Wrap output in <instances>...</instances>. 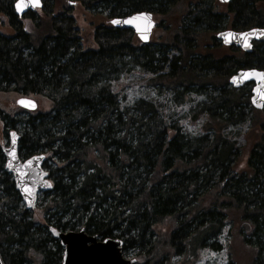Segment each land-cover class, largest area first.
I'll list each match as a JSON object with an SVG mask.
<instances>
[{
  "label": "trees",
  "instance_id": "obj_1",
  "mask_svg": "<svg viewBox=\"0 0 264 264\" xmlns=\"http://www.w3.org/2000/svg\"><path fill=\"white\" fill-rule=\"evenodd\" d=\"M14 2L0 0L12 31L0 33V95L39 98L49 109L21 116L0 109V141L14 131L22 160L45 155L51 186L26 210L0 144V264H61L63 249L49 228L118 239L121 255L133 252L135 264L219 254L226 232L250 252V264H264V105L251 106L250 84L228 83L238 70L259 71L264 44L252 54L227 48L221 55L215 39L225 26L264 28V0H235L223 13L215 0H41L40 13L22 18ZM75 5L107 21L152 13L165 35L141 44L130 29L104 24L86 48ZM228 14L248 18L238 25ZM173 17L177 26H163ZM129 64L151 75L147 83L165 94L162 103L117 97L115 77ZM183 106L200 121L195 135L179 122ZM242 125L253 130L248 143L227 134Z\"/></svg>",
  "mask_w": 264,
  "mask_h": 264
},
{
  "label": "water",
  "instance_id": "obj_2",
  "mask_svg": "<svg viewBox=\"0 0 264 264\" xmlns=\"http://www.w3.org/2000/svg\"><path fill=\"white\" fill-rule=\"evenodd\" d=\"M219 4H228L232 0H217ZM21 3V10L17 11L18 0L14 2L15 14L20 18L28 12H34L35 10L41 9L42 2L39 0V6L33 7L28 0H19ZM143 13L144 16L140 14ZM116 20L117 23L113 24L112 21ZM132 20V23H126L125 21ZM110 25L114 29L128 30L130 29L133 34H135L137 40L141 44H147L152 36V31L155 29L156 22L153 20L152 13L141 11L139 13L128 15L127 17H116L109 20ZM150 25V26H149ZM252 29L245 30L244 32H236L231 30H223L217 33L216 40L221 43V45L226 47H237L241 49L244 53H250L252 49V42H264V37L256 38V34L251 33ZM256 30H263L257 28ZM231 33V36L228 34ZM239 33H250L248 38V43L251 44L250 48L243 46V41L239 37ZM141 35L147 37V39H141ZM228 37L226 42L225 37ZM247 73L248 78L243 79L244 74ZM253 73H264V70H239L235 75L231 76L229 80V85L234 89H239L247 85V83H252V90L250 95L251 106L255 110L262 109L264 105V99L261 98L260 93L264 92V80L259 79ZM236 77V81L233 80ZM31 101L35 104V107H24L18 103L20 100ZM255 101V102H254ZM16 106L24 111L35 112L37 110L36 102L28 97H21L16 101ZM14 131H9L8 134V146L2 148V155L5 158V165L7 172L11 175L15 191L20 195L21 202H23L26 210H34L37 203V196L41 191L50 190V182L46 178L47 175L43 170V162L46 160V156L43 154L32 156L27 160L22 161L18 155V140L19 135L16 134V141L13 145L11 133ZM15 149L16 159H13L8 155V152ZM28 161H31L29 164ZM11 165V167H9ZM28 187L32 189L31 195L24 191V188ZM54 230V231H53ZM50 235L58 240L60 247L63 249L62 262L61 264H134L135 260L125 259L121 255V242L118 239H103L98 241L95 236H87L84 234L83 230L80 229L77 232L66 231L60 232L55 228H49Z\"/></svg>",
  "mask_w": 264,
  "mask_h": 264
},
{
  "label": "rangeland",
  "instance_id": "obj_3",
  "mask_svg": "<svg viewBox=\"0 0 264 264\" xmlns=\"http://www.w3.org/2000/svg\"><path fill=\"white\" fill-rule=\"evenodd\" d=\"M217 3V1H215ZM218 4V3H217ZM221 8L218 9L219 12L222 11V13L226 10V8L223 5L218 4ZM40 10V9H38ZM38 10L37 13H40ZM73 17L75 19V24L79 33V36L82 39L83 47L86 48H93V32L95 28L99 25L108 24L110 25L104 17L97 16V15H90L88 12H86L81 6L75 5L73 9ZM229 22L232 21V16L229 15ZM248 17L244 15L240 19L239 22L240 25L243 24V21L247 19ZM159 21V20H158ZM250 22V21H249ZM248 22V23H249ZM161 23L163 26L172 28L177 26L178 20L176 17H173V19H166L162 20ZM22 24L25 27V30L27 32L32 30V26L29 23L28 20L22 19ZM224 29V27H223ZM229 30V27L226 28ZM0 33L5 36H11L12 31L7 25V20L4 16H0ZM163 32H161L160 29L153 30L152 37L150 39V42H159L160 38L165 35ZM206 46H211L210 43L206 42ZM225 47H221L220 51H218L219 54L223 55L226 54ZM209 51H211L209 49ZM152 77L148 73H142L139 72L138 69L131 66L129 64L128 66V72L126 71L125 74H118L117 77H115V84L112 88V91L116 93L117 97L120 98V100H123L126 104H131L132 102L136 100H152V101H158L162 103V99L165 98L164 93H160L157 91L156 87H152L148 85L147 80H151ZM146 81V83H145ZM152 81V80H151ZM162 91V90H161ZM20 97L16 96L15 94H5L0 95V109L10 113L12 115H22V112H24L22 109L18 108L16 106V100H18ZM31 98V97H30ZM33 99V98H32ZM37 104V110H41L42 112L49 109L48 104L42 100V99H33ZM196 101L199 99L195 98ZM167 102V101H166ZM168 103V102H167ZM164 104V103H163ZM170 105V103H168ZM171 106V105H170ZM193 109V108H192ZM38 112V111H37ZM177 114H179L178 119H180V124L185 127V131L188 132L190 135L197 134L199 132L200 128V121L192 120V116H194V113L191 112V109H189L187 106H183V111H181L179 108L177 110ZM2 128V124L0 123V131ZM252 129L249 128L248 125H242L237 126L235 128L227 130V134L230 137H233L237 141H240L241 143H248L254 138V135L252 134ZM1 137V133H0ZM1 139V138H0ZM2 147H4L6 144L5 142H1ZM6 145V146H7ZM34 213V220L38 223L41 221V216L37 211H33ZM161 230L165 232L166 227H162ZM220 241L224 245V249L217 253H212L209 251H202L200 252V258L196 259L195 261H191L190 264H227L228 260H233L234 264H250V252L246 251L240 244L238 240H236L234 237L226 235V232L221 236ZM126 258L133 259L136 261V258L134 257V253L130 252L126 255ZM136 263V262H135Z\"/></svg>",
  "mask_w": 264,
  "mask_h": 264
},
{
  "label": "snow or ice",
  "instance_id": "obj_4",
  "mask_svg": "<svg viewBox=\"0 0 264 264\" xmlns=\"http://www.w3.org/2000/svg\"><path fill=\"white\" fill-rule=\"evenodd\" d=\"M28 3H30L33 7H38L39 6V0H28ZM16 7H17V11H20L21 10V3L19 2V0H18V3L16 5ZM140 15L141 16H144L143 13H141ZM125 22L126 23H132L133 21L132 20H128V21H125ZM112 23L113 24H116L117 21L116 20H113ZM251 33L256 34V38L257 39H259L260 37H264V30H259L258 31L256 29H252L251 30ZM231 35H232L231 33L228 34V36H231ZM238 35H239V37L243 41V46L246 47V48H250L251 47V44L248 43V38L250 36V33H239ZM141 39H147V37L144 36V35H141ZM225 40H226V42L228 41V37L227 36L225 37ZM248 75L249 74L245 73L244 76H243V79H247L248 78ZM253 75H255L256 77H258L261 80H264V73H253ZM236 79H237L236 77H233V80L234 81H236ZM260 95H261V98L264 99V92H261ZM18 103L20 105L24 106V107H32V108L35 107V104H33L31 101H27V100H23V99L20 100V101H18ZM11 137H12V143L14 145L15 144V141H16V134L14 132L11 133ZM8 155L10 157H12L13 159H16L15 149H13L12 151L8 152ZM28 163L30 164L31 161H28ZM9 167H11V165H9ZM24 191L26 193H28L29 195H31L32 189H30L28 187H25L24 188Z\"/></svg>",
  "mask_w": 264,
  "mask_h": 264
},
{
  "label": "flooded vegetation",
  "instance_id": "obj_5",
  "mask_svg": "<svg viewBox=\"0 0 264 264\" xmlns=\"http://www.w3.org/2000/svg\"><path fill=\"white\" fill-rule=\"evenodd\" d=\"M215 1H217V0H215ZM232 1H235V0H232ZM232 1L230 2V3H228V4H222L221 3V5H223L225 8H229L230 6V4H232ZM229 15H231V14H228L227 16H225V18H227V19H230V18H228L229 17ZM232 16V21L235 19L236 20V18H234V15H231ZM240 20V19H239ZM231 21V22H232ZM237 21V20H236ZM230 22V23H231ZM238 22V21H237ZM238 25H240L239 24V22L237 23ZM227 25V24H226ZM229 27V26H228ZM228 27H224V29L222 28V31L223 30H228V29H226V28H228ZM257 28H260V29H263L264 30V28H262V27H259V26H257V27H251V28H245V30H249V29H257ZM229 30H231V31H236V32H244L245 30H237V29H232L231 27H229ZM222 31H218L217 33H219V32H222ZM216 33V34H217ZM216 39V38H215ZM217 41V40H216ZM218 42V41H217ZM220 43V42H219ZM221 44V43H220ZM260 44H264V42H252V49H251V51H250V53H244L241 49H239V48H237V47H226V46H223V45H221V46H223V47H226V48H229V49H232V50H234V49H236L237 51H239L240 53H243L244 55H246V54H252L253 53V51L257 48V46L258 45H260ZM256 67V66H255ZM260 69L259 70H264V63L263 64H259V66H258ZM258 67H256V68H258ZM247 69H252V68H247ZM247 69H242V70H247ZM255 70V69H254ZM239 71V70H238ZM258 71V70H257ZM237 72V71H236ZM235 72V73H236ZM235 75V74H234ZM233 76V75H232ZM8 143V142H7ZM8 146V145H7Z\"/></svg>",
  "mask_w": 264,
  "mask_h": 264
},
{
  "label": "bare ground",
  "instance_id": "obj_6",
  "mask_svg": "<svg viewBox=\"0 0 264 264\" xmlns=\"http://www.w3.org/2000/svg\"><path fill=\"white\" fill-rule=\"evenodd\" d=\"M32 157V156H31ZM28 158H30V157H28ZM21 159V158H20ZM22 160V159H21ZM25 160H27V159H25ZM22 161H24V160H22ZM5 165V164H4Z\"/></svg>",
  "mask_w": 264,
  "mask_h": 264
}]
</instances>
